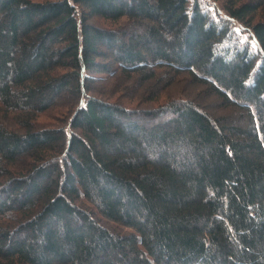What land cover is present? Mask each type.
<instances>
[{"label":"trees","instance_id":"16d2710c","mask_svg":"<svg viewBox=\"0 0 264 264\" xmlns=\"http://www.w3.org/2000/svg\"><path fill=\"white\" fill-rule=\"evenodd\" d=\"M209 1L0 0V264H264V0Z\"/></svg>","mask_w":264,"mask_h":264},{"label":"rangeland","instance_id":"374dc122","mask_svg":"<svg viewBox=\"0 0 264 264\" xmlns=\"http://www.w3.org/2000/svg\"><path fill=\"white\" fill-rule=\"evenodd\" d=\"M207 2H208V4H210L211 5V10L215 13V14H218L220 17H222V18H224V19H227L226 18V16H225V14L221 11V8H220V6L216 3V2H212V1H209V0H207ZM90 23L91 24H96V25H101V23L99 22V20H96V19H94V20H91L90 21ZM234 25H235V27H236V30L241 34H243V30H242V28L238 25V24H236V22L234 23ZM66 102H61V103H59L60 105L61 104H65Z\"/></svg>","mask_w":264,"mask_h":264}]
</instances>
